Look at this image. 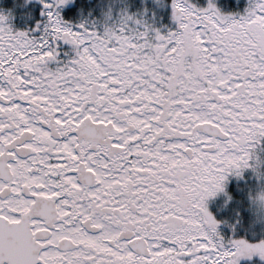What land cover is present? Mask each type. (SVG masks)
<instances>
[{
	"label": "snow or ice",
	"instance_id": "6c2138e0",
	"mask_svg": "<svg viewBox=\"0 0 264 264\" xmlns=\"http://www.w3.org/2000/svg\"><path fill=\"white\" fill-rule=\"evenodd\" d=\"M41 3L37 35L0 13V264L264 258L206 204L264 138V0H171L167 31L127 11L74 27L66 0Z\"/></svg>",
	"mask_w": 264,
	"mask_h": 264
},
{
	"label": "trees",
	"instance_id": "16d2710c",
	"mask_svg": "<svg viewBox=\"0 0 264 264\" xmlns=\"http://www.w3.org/2000/svg\"><path fill=\"white\" fill-rule=\"evenodd\" d=\"M197 2L203 6L207 0ZM215 3L225 13H237L244 10L248 0H215ZM58 10L74 27L84 22L88 26H95L98 31L106 24L119 22L122 11L135 14L161 31L175 27L171 18V0H66ZM0 12L5 14L13 30H24L33 35L38 34L46 20L42 6L34 1L0 0ZM57 48L61 61L74 55V49L61 40L57 41ZM54 62L49 63L52 65ZM258 145L264 149V139ZM260 155L264 156V151ZM261 167L264 168V165ZM257 184H264V177L258 176L250 168L238 178L229 180L222 196L209 201L207 208L219 222L216 228L226 243L240 238L250 242L264 239V217L254 215L248 198L249 191ZM237 264H264V258L252 253L251 256L239 257Z\"/></svg>",
	"mask_w": 264,
	"mask_h": 264
},
{
	"label": "clouds",
	"instance_id": "9594fccd",
	"mask_svg": "<svg viewBox=\"0 0 264 264\" xmlns=\"http://www.w3.org/2000/svg\"><path fill=\"white\" fill-rule=\"evenodd\" d=\"M261 151H264V149L259 146L254 147L250 152L248 164L258 176L264 177V168L261 167V165H264V156L260 155ZM234 171H241V169ZM248 198L254 215L264 217V184H257L254 189H251Z\"/></svg>",
	"mask_w": 264,
	"mask_h": 264
},
{
	"label": "rangeland",
	"instance_id": "374dc122",
	"mask_svg": "<svg viewBox=\"0 0 264 264\" xmlns=\"http://www.w3.org/2000/svg\"><path fill=\"white\" fill-rule=\"evenodd\" d=\"M27 1H34V2H37V3H39L41 6H42V8H43V4L41 3V0H27ZM0 13H2V12H0ZM120 17V16H119ZM6 22H7V20H6ZM8 23V22H7ZM116 23H118V22H116ZM103 28L104 27H102V28H100V30L99 31H103ZM165 31H167V30H165ZM63 42V44H67L68 46H71L72 48H73V45H71L70 43H68V42H64V41H62ZM72 52H73V54H74V51L72 50ZM65 59H68V58H65ZM49 66L50 67H55L56 66V63L54 62V64H50L49 63ZM262 139H264V138H261V140ZM250 169V167H248V168H244V169H242L241 171H240V174L239 175H236L235 173H228L227 174V176H226V179H225V181H223V185H224V187H223V189L221 190V191H218L214 196H211V197H209L208 199H207V201H206V204H207V206H208V204H209V201L211 200V199H214V198H216L217 196H219L220 197V195L222 196L223 195V193H224V191H225V188H226V186H227V184L229 183V180H231V179H236V178H238L239 176H241L242 174H243V172L246 170H249Z\"/></svg>",
	"mask_w": 264,
	"mask_h": 264
}]
</instances>
